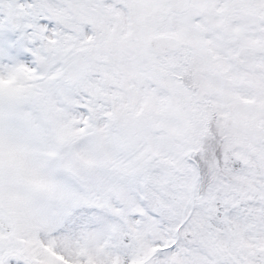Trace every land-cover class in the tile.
<instances>
[{"label": "snow or ice", "instance_id": "1", "mask_svg": "<svg viewBox=\"0 0 264 264\" xmlns=\"http://www.w3.org/2000/svg\"><path fill=\"white\" fill-rule=\"evenodd\" d=\"M0 264H264V0H0Z\"/></svg>", "mask_w": 264, "mask_h": 264}]
</instances>
